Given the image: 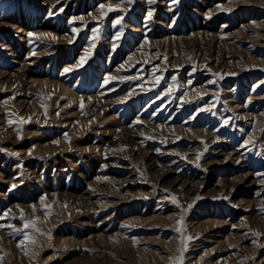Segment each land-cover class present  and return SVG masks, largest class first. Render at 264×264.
Returning <instances> with one entry per match:
<instances>
[{"label": "rangeland", "instance_id": "rangeland-1", "mask_svg": "<svg viewBox=\"0 0 264 264\" xmlns=\"http://www.w3.org/2000/svg\"><path fill=\"white\" fill-rule=\"evenodd\" d=\"M262 210L264 0H0V264H264Z\"/></svg>", "mask_w": 264, "mask_h": 264}, {"label": "snow or ice", "instance_id": "snow-or-ice-1", "mask_svg": "<svg viewBox=\"0 0 264 264\" xmlns=\"http://www.w3.org/2000/svg\"><path fill=\"white\" fill-rule=\"evenodd\" d=\"M128 2H131V0H128ZM149 2L151 3V2H153V0H149ZM103 7V6H102ZM119 9H114L111 5H109L108 6V11L110 12V11H118ZM103 15H107V13H102ZM151 15H152V13L151 12H149L148 13V16H149V18L151 17ZM121 22V20L120 19H118L117 21H116V23L117 24H119ZM73 31H76V29H73ZM31 35V34H30ZM65 71H69V69H66ZM10 123H11V121H10ZM225 123L227 124L228 123V121H225ZM199 158V157H198ZM13 187H15V185H13ZM172 199V202L174 203V204H178V201H177V198L176 197H172L171 198ZM189 208L191 207V205H189L188 206ZM262 211H264V210H262ZM22 218V217H21ZM177 223L178 224H182V219H181V221H177ZM29 226H31V227H35V224H34V222H25V227H29ZM0 227H4L3 225H0ZM13 231L15 232V231H17V230H15V229H13ZM176 231H181V228H177L176 229ZM258 235V234H257ZM25 239H28V237H27V234H25ZM187 239H189V240H191L192 239V237H188ZM186 250V249H185ZM176 264H182V260H180V259H178L177 260V262H176Z\"/></svg>", "mask_w": 264, "mask_h": 264}, {"label": "bare ground", "instance_id": "bare-ground-1", "mask_svg": "<svg viewBox=\"0 0 264 264\" xmlns=\"http://www.w3.org/2000/svg\"><path fill=\"white\" fill-rule=\"evenodd\" d=\"M262 115H263V114H262ZM228 157H229V156H228ZM176 162H177V161L174 160L172 163H176ZM211 164H212V163H211Z\"/></svg>", "mask_w": 264, "mask_h": 264}]
</instances>
